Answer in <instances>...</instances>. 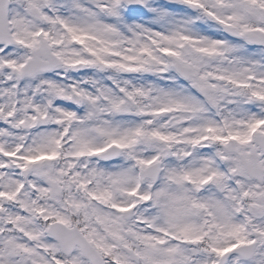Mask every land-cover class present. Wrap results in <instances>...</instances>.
<instances>
[{"label": "snow or ice", "instance_id": "obj_1", "mask_svg": "<svg viewBox=\"0 0 264 264\" xmlns=\"http://www.w3.org/2000/svg\"><path fill=\"white\" fill-rule=\"evenodd\" d=\"M0 264H264V0H0Z\"/></svg>", "mask_w": 264, "mask_h": 264}]
</instances>
